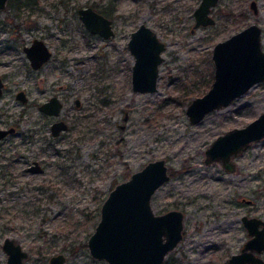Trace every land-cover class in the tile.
<instances>
[{
    "label": "rangeland",
    "instance_id": "rangeland-1",
    "mask_svg": "<svg viewBox=\"0 0 264 264\" xmlns=\"http://www.w3.org/2000/svg\"><path fill=\"white\" fill-rule=\"evenodd\" d=\"M200 1L39 0L30 17L27 10L16 17L12 9L0 10V39L13 37L18 23L26 40L41 37L53 49V57L28 77L22 60L0 54L1 70L16 73L7 77L12 92L0 97V110L19 124V134L0 143V264H8L1 246L6 236L30 251L24 264H47L60 252L65 264H109L88 247L102 203L118 182L158 158L171 177L154 193L153 209L185 213L184 237L162 264H230L249 237L242 215L264 217V138L233 157V171L222 161L206 163V149L219 134L264 111V81L199 122L192 123L186 109L212 84L217 41L258 22L264 49V0H257V14L251 0H219L215 24L192 31ZM85 5L109 12L115 35L104 39L89 32L78 15ZM141 22L167 43L154 92L132 87L128 40ZM21 87L32 99L24 114L14 95ZM53 93L65 101L61 114L69 129L48 145L49 120L38 105ZM56 149L66 169L55 165L61 154ZM34 157L51 165L30 173Z\"/></svg>",
    "mask_w": 264,
    "mask_h": 264
},
{
    "label": "water",
    "instance_id": "water-1",
    "mask_svg": "<svg viewBox=\"0 0 264 264\" xmlns=\"http://www.w3.org/2000/svg\"><path fill=\"white\" fill-rule=\"evenodd\" d=\"M218 0H201L194 10V30L200 25L216 22L211 14L212 6ZM6 0H0V8ZM255 14L259 7L257 0L250 1ZM79 16L86 28L109 38L114 33L111 18L91 5L79 8ZM128 48L134 60L132 65V87L135 91L154 92L158 89L160 65L166 42L146 23H140L131 32ZM34 67L41 66L53 54L42 38H35L26 47ZM214 78L210 88L196 96L188 104L186 113L192 123L199 122L214 109L229 105L235 98L247 92L252 86L264 81V49L262 27L252 22L229 37L219 40L213 47ZM1 86V82H0ZM24 91L18 97L25 100ZM76 105L80 106L77 97ZM62 102L52 96L39 109L49 114H59ZM68 124L64 120L52 123L54 135H58ZM14 128L0 130V137ZM264 138V111L244 126L234 127L219 134L206 149L205 162L222 161L224 167L233 171L236 167L233 157L248 146ZM30 170L43 171L35 161ZM168 165L164 158L147 162L133 171L128 178L118 182L102 203L100 219L88 239L93 257L105 259L109 264H162L167 254L184 237V216L182 209L171 208L157 213L152 206L156 190L170 179ZM250 202L251 200H247ZM241 220L250 236L238 252L230 255V264H264V217L244 214ZM2 249L8 264H24L30 251L14 236H6ZM67 256L60 252L52 254L47 264H65Z\"/></svg>",
    "mask_w": 264,
    "mask_h": 264
},
{
    "label": "flooded vegetation",
    "instance_id": "flooded-vegetation-1",
    "mask_svg": "<svg viewBox=\"0 0 264 264\" xmlns=\"http://www.w3.org/2000/svg\"><path fill=\"white\" fill-rule=\"evenodd\" d=\"M35 2V3H34ZM219 2V0H218ZM217 2V3H218ZM64 4H67L66 2H63ZM216 3V4H217ZM21 4V6H20ZM39 0H35V1H32V2H29V0H6V4L4 7H1L0 10L2 11H7V10H11V13L16 16L20 15L23 11H28L27 15H30L36 10V7L37 5H39ZM216 4L214 6H216ZM85 6H89V5H85ZM93 8H95L96 10H98L99 12H102L103 14H105L107 17L111 18L112 20V27L114 29V33L112 34L115 35V28H114V18L110 17V14L109 12L105 11V10H102L101 8H96L95 6L91 5ZM212 6V9H211V14L214 16L213 14V7ZM80 7H83V6H80ZM79 7V8H80ZM78 8V10H79ZM39 9V8H38ZM195 10V9H194ZM243 13V12H241ZM78 15H79V11H78ZM195 16V15H194ZM80 17V16H79ZM215 17V16H214ZM82 20V19H81ZM216 20V18H215ZM196 21V19H195ZM83 22V21H82ZM2 22H0V30L2 29H5V26L1 24ZM141 23H145V22H141ZM258 23V22H257ZM147 24V23H146ZM215 24V23H214ZM148 25V24H147ZM194 25V24H193ZM209 25H212V24H209ZM17 28L15 30V33L13 35V37L9 38V39H6V38H3V39H0V54H3V55H8L10 54L11 58L13 59L14 58V61L16 60H22L21 62V65L24 67V71H25V74H26V77H28L29 75L32 74V72L36 71L37 69L41 68L43 65H45L52 57H53V54L51 56V58L49 60H47L46 62H44L41 66L39 67H34L32 65V62H31V59L30 57L28 56V53H27V50H26V47L30 46L34 39L35 38H41V37H32L30 40H26L23 36V28H21L18 23H16L15 25ZM150 26V25H149ZM201 26V25H200ZM247 26V25H246ZM86 27V26H85ZM193 27V26H192ZM199 27V26H198ZM262 27V26H261ZM153 28V27H152ZM87 29V28H86ZM136 29V28H135ZM154 29V28H153ZM88 30V29H87ZM155 30V29H154ZM192 30V28H191ZM195 30V29H194ZM192 30V31H194ZM89 31V30H88ZM133 31V30H132ZM131 31V32H132ZM156 31V30H155ZM90 32V31H89ZM157 32V31H156ZM93 33V32H91ZM93 34H96V35H99L100 37H103L101 36L99 33H93ZM131 35V33H130ZM111 36V37H112ZM104 39H108V38H105L103 37ZM110 38V37H109ZM43 39V38H42ZM130 39V38H129ZM46 42V41H45ZM215 45V44H214ZM50 47V46H49ZM166 47H167V43H166ZM51 48V47H50ZM52 52H53V49L51 48ZM10 65V63L8 64ZM6 65V66H8ZM17 65V63L15 64ZM19 65V64H18ZM16 76V73H13L11 74L10 72L8 73H5V71L1 70L0 68V82H1V86H0V97H2V95L6 92V91H9V94L12 92V90H10L11 88L8 86V81H7V77H10V76ZM40 82H44V78L41 77L40 78ZM261 82V81H260ZM61 86V85H60ZM24 91L25 95V100L19 98L17 95H18V92L19 91ZM15 100L22 104V109L19 111L20 113L24 114L26 112V110H23V109H26V108H29L28 106H30V103L32 101V99H30V96L26 90V88H18L15 92ZM52 96H57L61 102H62V107H61V110H60V113L59 114H49V113H46L42 110L39 109V106L43 103V102H46L47 100H49ZM77 97H75L74 101L76 100ZM81 101V100H80ZM5 103L9 104L10 102H8L7 100L4 101ZM64 99L56 94V93H53L49 96V98H47L46 100L42 101L41 103H39L38 105V109L40 110V112L44 115V117H46L48 120H49V131H50V138L48 141V145H50L53 141L55 142H58L60 141L61 139H63L65 137V132L69 129V122L66 118L63 117V115L61 114V111L63 109V106H64ZM76 104V102H75ZM80 105H81V102H80ZM77 106V105H76ZM78 107V106H77ZM5 109V108H4ZM23 110V111H22ZM7 115L9 114H6V111H2L0 110V130L2 129H9L11 127L14 128L13 131H10V132H7L5 134H3L1 137H0V143L3 142L5 139H7L8 137L10 136H13V135H17L19 134V124L18 122L15 121V119H10L9 117H6ZM59 120H64L67 122L68 124V127L67 129H63L58 135H54L52 133V129H51V126H52V123L55 122V121H59ZM25 136H29L30 137H33V135L30 133L28 135H25ZM263 139V138H262ZM30 142V140H29ZM57 150V149H56ZM61 150H57V153H61L60 152ZM64 155L61 153L59 154V159H56L54 162H55V165H57L60 169H66V165L64 164ZM35 161H38L39 164L43 167V171H35V170H30L29 167L35 162ZM48 165H51V161L50 162H46V161H43L42 159H38L36 157H34L33 159L30 160V162L28 163V166H27V170L28 172L30 173H43L46 169V166ZM62 172V170H61ZM250 200V199H249ZM249 236V235H248ZM250 237V236H249ZM248 237V238H249ZM262 255H264V253H262Z\"/></svg>",
    "mask_w": 264,
    "mask_h": 264
},
{
    "label": "trees",
    "instance_id": "trees-1",
    "mask_svg": "<svg viewBox=\"0 0 264 264\" xmlns=\"http://www.w3.org/2000/svg\"><path fill=\"white\" fill-rule=\"evenodd\" d=\"M32 1H35V0H29V2H32ZM20 6H21V4H20ZM241 14H242V16H245L246 15L245 13H241ZM212 75H213V73H212Z\"/></svg>",
    "mask_w": 264,
    "mask_h": 264
}]
</instances>
